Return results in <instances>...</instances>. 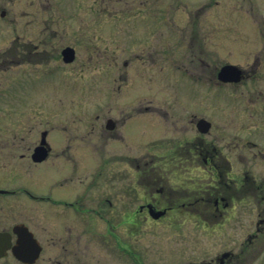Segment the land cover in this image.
<instances>
[{
  "label": "rangeland",
  "instance_id": "1",
  "mask_svg": "<svg viewBox=\"0 0 264 264\" xmlns=\"http://www.w3.org/2000/svg\"><path fill=\"white\" fill-rule=\"evenodd\" d=\"M4 9L6 16L0 15V188L13 190L25 182L14 174L19 166L15 135L24 136L28 144L44 130L53 132L57 140L64 133L87 134L98 114L95 133L103 137L86 140L85 166L100 164L107 133L104 119L111 116L106 104L123 101L115 98V58L131 61L129 80L135 100L131 108L157 104L169 112V123L173 119L182 125L176 134L174 128L162 131L152 119L132 122L126 134L133 140L129 147L134 157L155 161L149 153L163 155L171 142L194 140L197 134L230 156L235 176L244 167L250 178L264 184V160L258 155L264 153V0H0V13ZM18 36L35 43L47 37L48 46L43 48L52 54L62 46L77 47L79 60L70 66L55 59L40 67L19 66L13 50ZM157 40L165 43L164 74L159 73L157 62L154 66L149 62V53L160 46ZM174 59L182 63L181 70ZM230 63L251 72L250 79L219 84L217 71ZM190 116L212 124L208 136L192 129ZM62 126L69 131L63 132ZM138 132L144 138L137 137ZM114 143L109 139L106 150ZM240 154L246 157L245 165ZM204 175L195 171L191 177ZM263 207L246 198L244 223L250 224L249 218L257 217ZM31 208L8 196L0 198V217H24L32 213ZM182 217L181 250L189 252L191 230H197L200 249L210 248L204 232L206 217ZM147 231L150 245H168L167 226L151 221Z\"/></svg>",
  "mask_w": 264,
  "mask_h": 264
},
{
  "label": "flooded vegetation",
  "instance_id": "2",
  "mask_svg": "<svg viewBox=\"0 0 264 264\" xmlns=\"http://www.w3.org/2000/svg\"><path fill=\"white\" fill-rule=\"evenodd\" d=\"M3 11L5 17L7 11ZM27 40L18 36L13 46L19 66L40 67L54 59L70 66L79 60L77 47L62 46L58 53L52 54L43 48L48 46L47 37L36 43L35 39ZM158 44L157 49L153 45L149 62L151 66L157 62L159 73L164 74L165 43ZM69 47L75 50L72 63H66L63 58L64 50ZM174 60L181 69L180 60ZM114 62L118 74L115 98L123 101L106 104H110L106 109L111 116L104 119L107 133L99 165L85 166L86 140L103 137V133H95L99 114L92 120L87 134L64 133L57 140L53 132L44 130L39 139L28 144L24 143V136L15 135L19 166L14 174L25 182L13 190L0 188V198L8 196L22 201L32 207V213L24 217H0V264H264V207L257 217L249 218L250 224L244 223V201L252 197L259 207L264 205V184L250 178L244 167L235 176L230 156L219 151L215 143L198 139L197 134L194 140L171 142V148L163 155L149 153L155 161H147L145 156L134 157L129 147L133 140L126 134L132 122L152 119L154 124L162 126V131L174 128L176 134H180L182 125L173 119L169 123V112L157 104L142 103L131 108L135 101L130 86L131 61L119 62L115 58ZM251 74L243 69L244 81ZM162 93L165 94L164 89ZM154 114L157 116H149ZM188 121L198 132V119L190 117ZM183 126L186 128L187 124ZM61 129L69 131L68 126ZM139 132L136 136L144 138ZM109 139L115 143L107 151ZM41 146L47 152L46 158H33ZM92 147L99 148L96 144ZM258 155L264 160V153ZM239 159L245 165L243 154ZM195 171L205 175L191 177ZM183 215L194 219L206 217L208 229L204 232L210 238V248L200 249L197 230H191L189 252L181 250ZM157 216L160 218H153ZM151 221L167 226L169 231L164 237L168 245L155 242L150 245L147 228ZM41 235L47 237L46 241ZM22 238L19 258L13 247ZM217 238L222 243L215 245Z\"/></svg>",
  "mask_w": 264,
  "mask_h": 264
},
{
  "label": "water",
  "instance_id": "3",
  "mask_svg": "<svg viewBox=\"0 0 264 264\" xmlns=\"http://www.w3.org/2000/svg\"><path fill=\"white\" fill-rule=\"evenodd\" d=\"M74 50L72 48H67L64 51V57L66 62H71L74 60ZM241 70L237 66L234 65H226L224 66L220 73H219V78L222 81L225 82H238L241 80ZM201 125L204 126L205 129H203V132H206L210 126V123L205 122L204 120H201L200 122ZM44 142V140H43ZM47 155V152L45 148L40 147L36 150V154L34 155V158H37L38 160H43ZM1 237V235H0ZM22 242L19 243L18 247L14 248V253L20 257L21 256V246Z\"/></svg>",
  "mask_w": 264,
  "mask_h": 264
}]
</instances>
